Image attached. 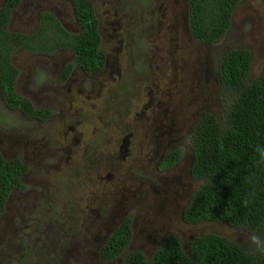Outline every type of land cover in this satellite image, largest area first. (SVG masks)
<instances>
[{
  "label": "rangeland",
  "instance_id": "1",
  "mask_svg": "<svg viewBox=\"0 0 264 264\" xmlns=\"http://www.w3.org/2000/svg\"><path fill=\"white\" fill-rule=\"evenodd\" d=\"M233 15V25L236 26L223 37L219 49H247L252 60L250 77L255 79L264 68V0H241ZM213 57L217 59L218 55L213 56L212 52L205 55V49L199 50L197 46L190 44L180 49L177 54L172 53L168 59L145 60L129 57L128 60L118 61L119 86L117 82L107 81L101 95L79 93L74 96L69 112H78L80 117L77 119L82 122L77 123L75 127L78 136L73 145L75 149H72L74 154L65 156V162L62 161L58 165H49L47 159L43 160V154L40 155L43 163H38L42 166L30 169L25 177V191L12 197L8 205L10 213L6 219L0 221V248L9 243L13 251L24 250L25 258L19 257L18 264L23 261L35 264L52 257L54 251L58 260L67 259L65 263L59 260V264H79V260L74 261V258L79 256L85 257L82 260L84 264H95V246L91 242L95 241L96 234L88 226L89 210H103L101 216L106 215L108 218L111 208L118 204L123 206L124 210V215H120V218L129 216L132 223L141 230L139 236L133 239L131 237L128 252L142 251L150 258L159 247L162 237L167 234H174L183 246L191 237L203 234H217L232 242L246 245L249 233L243 228L232 229L223 223L184 224L180 216L188 201L181 200L183 193L175 188L168 191L166 199L159 200L158 193L151 194L147 205L154 204V207L149 211L136 209L135 201L138 199L135 191L151 187L153 184L139 186L128 174L137 170L144 172L143 166L147 165L144 160L148 154V157H151L149 149L159 154L165 142H173L176 148H187L186 135L189 130H185V127L190 125L197 110L203 108L213 113H221L216 104L219 83L216 82L214 73H198L205 62H209ZM181 62L186 64L188 70L179 64ZM141 67L146 70L147 78L137 72ZM157 88L162 90L158 93L160 102L150 106L152 113L141 114L144 104L151 98L147 96V92L151 90L152 95ZM184 97L187 105L178 102ZM177 106L179 107L176 108ZM149 110L151 109L146 111ZM164 112H171L170 126L174 131L168 130L170 137L163 134V138L158 139L159 131L162 128L165 130L161 127L162 124L167 123L160 122L159 115ZM83 116L88 117V120H82ZM68 125L75 126L74 122ZM65 127L61 122L62 131ZM50 132V125L40 126L37 142L42 135ZM128 134L131 136L126 139L127 145L121 150V142L120 145L114 141V144L111 143L114 138H123ZM99 135L102 136V143L95 147L93 142L100 141L97 137ZM141 147L142 150H139ZM33 148L37 150L39 145L23 143L28 158H31ZM125 149L127 153L124 156ZM41 150L43 151V148ZM188 159L189 156H186L183 161ZM141 160L143 162L138 163ZM182 165L180 175L185 173L184 163ZM104 167L106 169H103ZM178 169H181V166ZM167 174L168 177H164L165 184H169L171 179V174ZM201 183L202 181H188L186 185L194 189ZM145 191L149 192L146 189ZM103 195H106V199ZM65 210H72L76 220L64 225L62 213ZM12 214L16 215L13 217L16 218L17 226L24 227L25 234L18 240L10 236V230L14 227ZM59 223L64 226H59ZM74 228L76 239L73 238L69 243L68 237L74 234ZM7 231L8 236L4 235ZM8 238L12 240L7 241ZM4 255L6 257V254ZM17 258L14 256L13 261ZM38 262L37 264H40Z\"/></svg>",
  "mask_w": 264,
  "mask_h": 264
},
{
  "label": "flooded vegetation",
  "instance_id": "2",
  "mask_svg": "<svg viewBox=\"0 0 264 264\" xmlns=\"http://www.w3.org/2000/svg\"><path fill=\"white\" fill-rule=\"evenodd\" d=\"M240 2L241 0L234 11ZM233 13L227 32L236 26L233 25ZM49 19L56 21L62 30L59 41L49 46L43 45L40 47L41 51L37 52L17 45L8 51L9 44H11L9 35L17 34L27 38L37 33L42 23ZM92 25L98 36L97 50L101 61L100 63L91 62L90 68L93 70L90 71L84 67L85 65L78 63L76 50L72 47L73 43L66 44L70 41L74 42L77 37L84 36L87 30L91 33ZM222 40L223 38L218 43L210 44L198 41L192 35L190 0H0V156L7 162L18 160L26 167V172L19 177L21 186L11 190L8 194L0 221L8 217L10 213L8 205L12 197L25 191V177L30 169L42 166L38 163L42 159L41 154H43V160L47 159L50 163L49 165L61 164L62 161L65 162V156L74 154L72 149H75L73 145L78 136L75 127L77 123H82L77 119L80 117L78 112H69L72 109L74 96L79 93L81 95L83 93L101 95L107 81L117 82L118 85L120 81L119 60L125 61L129 57L145 60L168 59L172 53L177 54L188 44L197 46L199 50L205 49V55L209 52H212L213 56L218 55L217 59L213 57L209 62L206 61L204 67L198 72L208 74L210 71L213 72L217 82L215 68L218 66L220 55L225 50V48L219 49ZM179 64L188 70L184 62ZM198 65L201 66V64ZM141 69L137 72L147 78L146 70L142 67ZM171 75L173 76V73ZM160 91L162 90L157 88L152 95L151 90L147 92V96L151 98L147 104L145 103L146 105L144 104L141 114L153 112L150 106L160 102L158 98ZM178 102L185 103V97ZM209 107L210 104L207 105V108ZM147 109L151 110L146 111ZM170 114L171 112L160 114V122L171 120ZM81 119L88 120V117L83 116ZM61 122L67 127L63 128L64 131L60 128ZM71 122H74L75 126L68 125ZM58 123L60 124L57 126ZM49 125L51 132L42 135L37 142L40 126ZM163 125L161 127H164ZM192 127V124L185 127V130H189L187 137ZM130 136L131 134H128L123 138L113 140L110 138L111 143L121 142V150L127 145L125 141ZM97 137L100 141L93 142L95 147L102 143V136ZM147 141L146 149L148 150L149 140ZM24 142L29 145L31 143L39 145L37 150L33 148L31 158L27 157L26 150L23 149ZM176 147L173 142H165L159 154L149 149L151 157H148V154L144 160L147 164L143 166L144 172L137 170L128 173L139 186L145 187L146 183L153 184L151 187L140 188L136 192L138 199L135 201L136 209L149 211L154 204L147 205L148 197L158 193L159 200L166 199L168 191L172 188L183 193L181 200H189L194 189L189 188L186 182L196 181L190 178L192 157L189 147L185 149ZM104 150L107 149L104 148ZM139 150H142V147ZM172 151H179L180 156L171 167L163 169V163L165 159L167 160L166 156ZM85 153H87L86 150ZM126 153L127 149L124 150L123 155L125 156ZM186 156H189L190 164L186 160L183 161ZM142 162V160L138 161V163ZM180 163H184L185 166L183 175H180L183 167ZM130 165L132 166V163ZM96 166L100 167L98 163ZM179 166L181 169L177 170ZM167 173L171 174V179L168 178L170 179L169 184H165L164 180V177H168ZM163 180L164 182L161 183ZM102 197L106 199V195ZM153 198L157 200L156 197ZM102 211L100 209L89 210L88 226L96 234L94 235L95 241L91 242L95 246L94 262L95 264H120L123 256L115 260L104 261L100 259L99 252L107 236L124 218V216L120 218V215H124V210L117 212L119 217L116 216L113 225L110 223L109 214L108 218L106 215L101 216ZM62 215L64 225L76 220L72 210L68 212L65 210ZM13 216L16 217V215L11 216L14 227L10 230V236L18 240L25 234L24 227L17 226L16 218ZM63 224L59 223V226H64ZM72 233L74 234L68 237L69 243L73 241V238L76 239L75 228ZM4 235L8 236L9 232L7 231ZM12 238H8L7 241H11ZM11 246L8 243L0 248V264H18L19 257L20 259L25 258L24 250L13 251ZM53 254L52 257L39 261L40 264H59V260L64 263L67 261V259L60 258L58 260L55 251ZM14 256L18 257L15 261H13ZM84 259V256H79L75 257L74 261L79 260V264H84L82 261ZM21 264L30 263L23 261Z\"/></svg>",
  "mask_w": 264,
  "mask_h": 264
},
{
  "label": "trees",
  "instance_id": "3",
  "mask_svg": "<svg viewBox=\"0 0 264 264\" xmlns=\"http://www.w3.org/2000/svg\"><path fill=\"white\" fill-rule=\"evenodd\" d=\"M238 2L190 0L192 35L198 41L217 43L227 34ZM94 29L92 25L91 33L87 30L84 36L66 44L73 43L78 63L90 71L91 62L101 61ZM61 31L56 21L46 20L32 36L9 35L8 51L15 45L41 51V46L59 41ZM227 49L215 68L219 83L216 104L221 113L206 110L187 137L192 157L190 178L202 183L194 188L180 217L186 225L223 223L264 237V162L256 151L259 145L264 152V68L252 79L250 52ZM179 156V151L168 154L163 169L171 167ZM25 172L20 161L7 162L0 156V216L9 192L21 186L19 177ZM131 237L132 219L127 216L107 236L100 259L110 261L123 256L120 264H264V254H249L246 245L217 234L191 237L185 246L174 234H167L150 258L142 251H127Z\"/></svg>",
  "mask_w": 264,
  "mask_h": 264
},
{
  "label": "water",
  "instance_id": "4",
  "mask_svg": "<svg viewBox=\"0 0 264 264\" xmlns=\"http://www.w3.org/2000/svg\"><path fill=\"white\" fill-rule=\"evenodd\" d=\"M205 111H206V109L204 110L203 108L201 110H197L196 113L191 118L190 124L194 125L195 120L199 117V114L200 113H203ZM171 124H172L171 123V120H169L167 123H165V125H163L164 128H165V130H163V128H162L161 131H159V134L157 135V138L158 139L163 138V136H162L163 134H166L168 137H170V134H169L168 130H173L174 131L173 127L170 126ZM186 127H188V126H186ZM186 162L189 163V160H187ZM135 195H137L136 194V191H135ZM120 209L122 210L123 209V206H120L118 204V206H115V207L111 208V210L109 211L108 214H109V218H110V223H112V225H113L114 219L117 218V217H119V216H117V212L120 211ZM140 232H141L140 228H138L136 226V224H133L132 225V239L133 238H136V236H139L140 235Z\"/></svg>",
  "mask_w": 264,
  "mask_h": 264
},
{
  "label": "clouds",
  "instance_id": "5",
  "mask_svg": "<svg viewBox=\"0 0 264 264\" xmlns=\"http://www.w3.org/2000/svg\"><path fill=\"white\" fill-rule=\"evenodd\" d=\"M256 151L260 153L261 161L264 162V152L260 151L259 145L256 146ZM245 251L249 254H264V237L256 233H250Z\"/></svg>",
  "mask_w": 264,
  "mask_h": 264
}]
</instances>
